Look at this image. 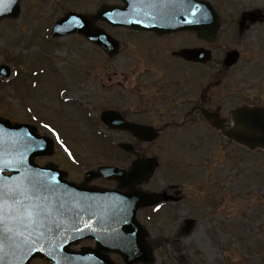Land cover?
<instances>
[{
  "label": "rangeland",
  "instance_id": "obj_1",
  "mask_svg": "<svg viewBox=\"0 0 264 264\" xmlns=\"http://www.w3.org/2000/svg\"><path fill=\"white\" fill-rule=\"evenodd\" d=\"M205 1L218 15L213 43L191 33L171 34L156 42L150 34L104 24L120 45L117 56L108 60L79 35L50 39L49 33L69 11L93 14L101 4L116 0H20L19 17L0 21V65L12 69V77L0 81V117L35 126L51 140L49 129L43 127L49 124L75 156L74 164L61 144L53 145V156L35 162H53L76 182L85 169H96L103 158L112 157V149L119 150L113 143L126 141L122 133L99 130L94 106L102 110L116 103L134 113V84L146 91L154 84L178 88L186 97L182 103L186 112L201 95L208 106L228 117L239 105H264V0ZM191 46L210 50L211 61L182 67L174 76L167 67L169 54ZM233 50L240 60L225 69L224 55ZM145 56L165 60L164 83L158 82L164 74L157 63ZM97 96L111 101L93 105ZM82 110L90 113V128ZM139 153L159 163L141 189L167 197L154 209L138 212L154 253L152 264H264V152L228 143L202 122L169 127L154 142L140 144ZM130 160L119 152L113 161L127 166ZM111 258L121 263L118 256Z\"/></svg>",
  "mask_w": 264,
  "mask_h": 264
},
{
  "label": "water",
  "instance_id": "obj_2",
  "mask_svg": "<svg viewBox=\"0 0 264 264\" xmlns=\"http://www.w3.org/2000/svg\"><path fill=\"white\" fill-rule=\"evenodd\" d=\"M18 1L11 3L9 0H0V19L5 16L17 17ZM121 1L124 6L104 5L92 16L67 14L55 24L52 36L78 33L101 46L106 52L114 53L118 43L103 30L93 26L94 23L102 21L112 27H127L159 34L194 31L198 33L199 38L214 41L218 27L217 17L204 1L193 0L199 9L207 13V19L196 25L184 22L192 18L186 10L189 8L186 0H166L163 4L156 0L155 6H151L149 0ZM203 30H207V33L202 34ZM177 54L186 60L202 63L210 60V52L203 49H184ZM238 59L237 52H229L225 56L224 65L233 66ZM8 74L6 67H0L1 78L8 77ZM239 113H245L248 119L243 132L235 134L233 131L236 127L235 114ZM205 115L213 122V127L222 128L217 124L215 115ZM233 121L234 127L223 131L227 138L250 150L264 151V107H239L233 112ZM109 124L111 128L126 129L146 142H151L157 137L156 131L152 128L127 125L118 120ZM51 144L47 139L36 136L32 127L12 126L8 121L0 119V162L10 165V170L4 173H11L9 176L12 177L7 184L11 186L13 181L22 183L24 177L33 172H43V179L50 183H55L51 178L56 177L59 181L57 194L67 209L63 214L53 211L48 224H59V229L52 233L45 230L44 239L34 248L30 244L22 245L19 250L6 246L4 253H0L3 264H28L33 258H40L52 264H114L107 255L110 252H117L125 264L153 262L152 252L146 241V232L136 221V212L140 207L158 203L159 197L136 191L135 185L150 177L157 166L156 161L148 159L135 162L129 173L119 172L115 168H99L96 172L87 173L85 183L77 186L66 182L65 173L56 171L54 166L39 168L33 163L34 157L50 154ZM120 147L126 151H131L132 148L126 144ZM108 171L122 183L120 186L127 190L126 194L120 195L86 186V182L93 177L101 176ZM3 176L5 179L8 177ZM86 239L95 241L96 247L83 248L79 252L68 249L69 245Z\"/></svg>",
  "mask_w": 264,
  "mask_h": 264
},
{
  "label": "snow or ice",
  "instance_id": "obj_3",
  "mask_svg": "<svg viewBox=\"0 0 264 264\" xmlns=\"http://www.w3.org/2000/svg\"><path fill=\"white\" fill-rule=\"evenodd\" d=\"M9 2L15 3V0H9ZM159 2L163 4L166 0H159ZM149 3L151 6H155L156 0H149ZM186 3L189 5L186 10L189 11L192 18L185 20V23L196 25L207 19V13L199 9L193 0H186ZM136 23H140V21H136ZM247 119L245 113L235 114L236 127L233 130L235 134L243 132ZM43 127L53 132L57 143H60L64 150L69 152L59 134L49 124H44ZM69 155H71L70 152ZM9 170V164L0 162V174ZM16 170L18 171V169ZM43 177V172H33L24 177L22 183L13 181L9 186L7 181L12 180V177L8 176L5 179L3 175H0V253H4L6 246L19 250L22 245L30 244L34 248L44 239L46 232L52 233L59 229V224H48L53 211L61 214L67 211L57 194L59 181L56 180V177H52L51 179L55 183H50ZM85 227H90V225H85ZM0 264H3L2 256H0Z\"/></svg>",
  "mask_w": 264,
  "mask_h": 264
},
{
  "label": "flooded vegetation",
  "instance_id": "obj_4",
  "mask_svg": "<svg viewBox=\"0 0 264 264\" xmlns=\"http://www.w3.org/2000/svg\"><path fill=\"white\" fill-rule=\"evenodd\" d=\"M175 63L178 65H187L192 64L188 63L184 60H180L178 58H174ZM160 67V66H159ZM163 67V66H162ZM153 71V70H152ZM162 73L166 71V69L160 70ZM159 83H164V81L160 80ZM149 90H141L139 85L134 89V124L135 125H146V126H163V127H180L186 124L195 125L199 124L200 121L203 120V106L206 107L207 101H204V104L197 102L191 106L189 111H185V106L182 104L186 97L182 94L181 91L170 89V85H161L154 86L150 85ZM201 100H204V97H200ZM115 110V109H112ZM210 112H213L211 109ZM219 110V109H218ZM218 112V111H215ZM120 115L127 121L132 122L124 113L119 112ZM220 114V117L224 120V123L227 124V119ZM99 123L102 124L100 115H99ZM103 125V124H102ZM164 129L161 128V132ZM125 137L134 141V145L136 149L134 150V159L141 158L142 156L139 154L137 150L138 142L136 139L132 138V136L128 133H123ZM219 134V133H217ZM220 135V134H219ZM80 183V181H77ZM102 188L106 189H115L116 183L111 182L109 185L106 180L102 181ZM93 245V243H91ZM34 262V261H33Z\"/></svg>",
  "mask_w": 264,
  "mask_h": 264
},
{
  "label": "bare ground",
  "instance_id": "obj_5",
  "mask_svg": "<svg viewBox=\"0 0 264 264\" xmlns=\"http://www.w3.org/2000/svg\"><path fill=\"white\" fill-rule=\"evenodd\" d=\"M248 15V14H247ZM248 17V16H247Z\"/></svg>",
  "mask_w": 264,
  "mask_h": 264
}]
</instances>
